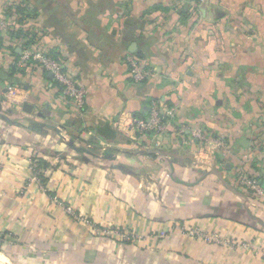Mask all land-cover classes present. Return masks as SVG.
Returning <instances> with one entry per match:
<instances>
[{
    "label": "crops",
    "instance_id": "crops-1",
    "mask_svg": "<svg viewBox=\"0 0 264 264\" xmlns=\"http://www.w3.org/2000/svg\"><path fill=\"white\" fill-rule=\"evenodd\" d=\"M122 2L38 9L41 48L56 50L85 88L82 108L36 62H17L15 83H0V254L42 264H264V0ZM1 37L6 73L22 42ZM128 57L156 75L133 81ZM155 99L174 109L164 137L119 124L148 116ZM181 126L200 127L203 139L184 143Z\"/></svg>",
    "mask_w": 264,
    "mask_h": 264
},
{
    "label": "built area",
    "instance_id": "built-area-1",
    "mask_svg": "<svg viewBox=\"0 0 264 264\" xmlns=\"http://www.w3.org/2000/svg\"><path fill=\"white\" fill-rule=\"evenodd\" d=\"M5 26L7 27L6 23L0 20V30L5 28ZM24 53L25 54L21 56L19 63L28 62L29 60L38 62V64H40V66L43 67L46 71L52 73L53 79L59 85L62 94L66 98H69L70 102L77 108L83 107L86 96L85 88L67 75L58 60L39 51L30 52L26 50L24 51ZM127 61L129 63L130 77L135 82H142L143 80L150 79L156 75V71L154 68H146L145 65L135 57H128ZM7 92L11 96H15L16 94H18V87L8 86ZM173 116L174 109L172 107H168L164 103L153 101L150 105V112L148 116L144 118L129 116L125 119H121L119 121V124L123 125L125 128H127V130H131L134 133L141 135H144L145 133H152L153 135L163 134L167 130H169L171 126L170 120L173 118ZM176 132L179 136H181V139L184 143H190L194 139H203V131L200 127L189 128L186 126H181L176 130ZM185 134H187L188 137L185 136ZM240 182L247 183L249 182V180L245 176H243ZM249 183L254 184L253 188H255L259 193H262V189L256 182ZM65 209L73 215L72 208L65 206ZM83 221L93 226L90 221L85 219H83ZM106 232L109 231L106 230ZM226 242L227 241H225V243Z\"/></svg>",
    "mask_w": 264,
    "mask_h": 264
},
{
    "label": "trees",
    "instance_id": "trees-1",
    "mask_svg": "<svg viewBox=\"0 0 264 264\" xmlns=\"http://www.w3.org/2000/svg\"><path fill=\"white\" fill-rule=\"evenodd\" d=\"M78 2V0H77ZM89 8L92 9H126V4L122 2V0H96V1H88L87 2ZM56 7H60L62 9H71L68 7L63 6L62 4L57 2ZM4 15H0V20L6 23L7 25V35L6 39L7 40H12V39H20L21 40V50L23 51H31V52H38L40 51L41 53H45L54 59L57 60L58 58V52L54 49L50 50H44L40 43L41 38L39 37V30H38V21L40 17V13L38 12L37 7H33L23 2H18L17 1H7L4 5ZM41 9V8H40ZM182 9V8H181ZM184 10H180V16L185 15ZM31 24L29 26V23ZM37 25V26H36ZM41 36V35H40ZM5 41V38L2 39L0 36V44ZM9 48V46H8ZM10 52L12 53L13 56H15V62L10 65L9 72L3 73L0 72V83L4 80H7L8 82L13 85L15 83L14 79L12 78L17 72H20L21 67L17 65V62L20 59L21 53L18 54L15 51V47H10ZM139 61V57H135ZM127 61V60H126ZM36 62L34 60H29L28 63ZM146 68H151V66L145 64L143 61H141ZM38 64V62H36ZM128 67L129 63L127 61ZM40 65V64H38ZM43 68V67H42ZM44 69V68H43ZM23 72V70L21 71ZM132 79V78H131ZM149 79H145L142 82H146ZM153 101H157L159 103H164L161 102L158 99H155ZM139 117V116H138ZM144 118L145 116H141ZM147 134V133H145ZM152 134V133H148Z\"/></svg>",
    "mask_w": 264,
    "mask_h": 264
},
{
    "label": "rangeland",
    "instance_id": "rangeland-1",
    "mask_svg": "<svg viewBox=\"0 0 264 264\" xmlns=\"http://www.w3.org/2000/svg\"><path fill=\"white\" fill-rule=\"evenodd\" d=\"M4 1L5 2L6 1H17V3L20 1V2H23V3H27L29 5V7L30 6H33V7H37L38 9L43 8V7H45V8L47 7L48 8V5L50 3H52L53 5H55L56 3H54V2H58V3L62 4L63 6L68 7V8H71V9H92V8H89L87 2L88 1H92L93 2V1H96V0H78V2H77V0H4ZM6 31H7V27L5 26V28H3L2 30H0V36L1 35L6 36L7 35ZM24 54L25 53L23 51L21 53V56H23ZM21 56H20V58H21ZM23 63H28V62H23ZM19 64H22V63H19ZM7 97L10 98L9 94H7ZM163 134H156V136L159 139H161L162 137H164ZM226 244H229L230 245L231 242H226ZM0 250H1V248H0ZM8 254L6 252H4L3 254H0V259H1L0 260V264H42L41 261L40 262H38V261H29V262H27L25 259L24 260L23 259L19 260V259H17L18 257L17 258H14L12 255H10V254L8 255ZM51 263L52 264H56L54 262H51Z\"/></svg>",
    "mask_w": 264,
    "mask_h": 264
},
{
    "label": "water",
    "instance_id": "water-1",
    "mask_svg": "<svg viewBox=\"0 0 264 264\" xmlns=\"http://www.w3.org/2000/svg\"><path fill=\"white\" fill-rule=\"evenodd\" d=\"M134 48H135V44H132L130 50L132 51V50H134ZM18 51H19V49H18ZM51 74L52 73H50V75ZM4 91H6V89H4ZM23 109L26 110V111H30L32 109V106L27 104V103H25V104H23ZM260 184H261L262 188L264 189V183L260 182Z\"/></svg>",
    "mask_w": 264,
    "mask_h": 264
}]
</instances>
